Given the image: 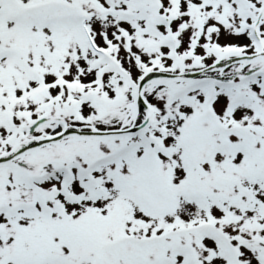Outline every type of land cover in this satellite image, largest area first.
Returning <instances> with one entry per match:
<instances>
[{
  "label": "snow or ice",
  "instance_id": "snow-or-ice-1",
  "mask_svg": "<svg viewBox=\"0 0 264 264\" xmlns=\"http://www.w3.org/2000/svg\"><path fill=\"white\" fill-rule=\"evenodd\" d=\"M0 264H264V0H0Z\"/></svg>",
  "mask_w": 264,
  "mask_h": 264
}]
</instances>
